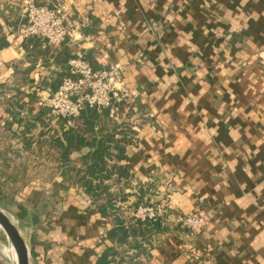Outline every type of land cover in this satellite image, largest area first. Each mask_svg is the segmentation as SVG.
I'll return each mask as SVG.
<instances>
[{
	"label": "crops",
	"instance_id": "1",
	"mask_svg": "<svg viewBox=\"0 0 264 264\" xmlns=\"http://www.w3.org/2000/svg\"><path fill=\"white\" fill-rule=\"evenodd\" d=\"M55 3L72 20L93 19L89 36L68 37L60 50L90 56L96 70L118 64L136 96L133 115L116 116L136 133L127 148L133 192L155 186L150 202L165 207L162 225L204 217L196 232L162 236L145 264H264V0ZM23 16L22 0H0V39L9 43L0 51V141L3 104L30 66ZM54 70L52 60H39L29 75L33 87L23 89L42 97ZM77 212L56 225L51 240L60 258L39 247L33 264H95L111 246L105 238L113 225L89 205Z\"/></svg>",
	"mask_w": 264,
	"mask_h": 264
},
{
	"label": "trees",
	"instance_id": "2",
	"mask_svg": "<svg viewBox=\"0 0 264 264\" xmlns=\"http://www.w3.org/2000/svg\"><path fill=\"white\" fill-rule=\"evenodd\" d=\"M9 43L0 39V51ZM26 51L30 66L21 72L14 86V93L3 104L8 118L4 123V133L10 140L21 143V149H0V202L5 196L4 186L27 179L28 164L22 163L24 156L37 153L34 158L51 161L56 164L62 180L55 183L56 187L66 190L71 183L83 189L91 199V206L103 219L113 222L105 240L111 243L95 264H145L151 257V251L159 244L158 240L172 232L189 231L176 223L161 224L165 217L146 218L145 220L129 217L142 205H150L151 196L155 194V186L138 184L133 192L134 175L130 170L131 159L127 155L128 146L136 135L130 123H119L116 116L129 109L127 116L133 115L130 104L117 105L111 109L97 111L87 108L75 119L55 118L50 111L42 106V97L37 90L27 92L22 86L32 88L29 75L35 69L39 60L44 66L52 64L56 76L50 83L51 92H55L65 77L74 76L69 67L72 49L63 50L44 47V42L31 38L22 45ZM95 69L91 57H86ZM48 85V82H42ZM48 87V86H47ZM45 88L44 86L41 87ZM38 113H34L36 110ZM29 112L27 118L21 117V112ZM17 130H14V126ZM123 136L122 138H119ZM88 148L90 151L78 159L73 155ZM16 152L18 159L12 156ZM48 160V161H49ZM20 167H23L20 169ZM37 192L34 193L37 196ZM136 196L135 200H131ZM124 206V207H123ZM128 212L127 213V210ZM169 215V214H167Z\"/></svg>",
	"mask_w": 264,
	"mask_h": 264
},
{
	"label": "built area",
	"instance_id": "3",
	"mask_svg": "<svg viewBox=\"0 0 264 264\" xmlns=\"http://www.w3.org/2000/svg\"><path fill=\"white\" fill-rule=\"evenodd\" d=\"M56 0H22L24 25L21 36L24 39L38 38L44 47L60 49L68 37L89 36L93 19L86 16L83 20H72ZM108 58V55H105ZM74 76L65 77L53 93L45 92L42 106L55 118L75 119L87 108L97 111L114 108L121 104H132L136 96L126 83L123 70L118 64L96 70L81 53L74 54L69 61ZM166 213L163 205H142L133 217H162ZM175 222L196 232L203 228L204 217L201 213L177 216Z\"/></svg>",
	"mask_w": 264,
	"mask_h": 264
},
{
	"label": "rangeland",
	"instance_id": "4",
	"mask_svg": "<svg viewBox=\"0 0 264 264\" xmlns=\"http://www.w3.org/2000/svg\"><path fill=\"white\" fill-rule=\"evenodd\" d=\"M26 115V114H25ZM1 149L6 150L8 145H11L13 151L21 149V143L17 140H10L4 134L0 141ZM16 151V150H15ZM12 156L14 157L15 154ZM38 156L37 153L23 156L22 163L28 164L27 179L14 185L4 186L5 196L0 202V208L8 210L20 219L23 227L24 234L32 248V255L37 256L36 251L39 247L45 248V252H50L51 258L57 261L60 258L61 252H57L60 245L53 242L57 236L58 228L57 223L70 211H84L86 205L92 210L91 199L85 194L83 189L77 185L73 186L71 183L66 190L63 187H56L55 183L60 182L59 171L56 170V164L51 157V161L39 160L34 158ZM19 154L16 152L15 159H18ZM49 160V161H48ZM23 167H20L22 169ZM37 192V196L34 193ZM150 205H162L159 203H151ZM75 208L73 209L72 207ZM124 207V206H123ZM72 208V209H71ZM95 209V208H94ZM127 213L128 212V209ZM130 218L133 213L127 214ZM106 222L113 225V222L106 220ZM0 264H12L9 254L7 253L8 246L0 240ZM47 255V253H46ZM47 256H45L46 258ZM50 259V258H49Z\"/></svg>",
	"mask_w": 264,
	"mask_h": 264
},
{
	"label": "water",
	"instance_id": "5",
	"mask_svg": "<svg viewBox=\"0 0 264 264\" xmlns=\"http://www.w3.org/2000/svg\"><path fill=\"white\" fill-rule=\"evenodd\" d=\"M0 223L4 224L12 233L14 246L17 251L14 261L12 255L7 250L12 264H33L34 260L30 240L24 234V227L20 219L8 212V210L0 208Z\"/></svg>",
	"mask_w": 264,
	"mask_h": 264
},
{
	"label": "bare ground",
	"instance_id": "6",
	"mask_svg": "<svg viewBox=\"0 0 264 264\" xmlns=\"http://www.w3.org/2000/svg\"><path fill=\"white\" fill-rule=\"evenodd\" d=\"M0 240L2 243H6L8 246V251L12 255V258L16 259L17 251L14 246L13 238H12V233L9 231V229L2 223H0Z\"/></svg>",
	"mask_w": 264,
	"mask_h": 264
}]
</instances>
